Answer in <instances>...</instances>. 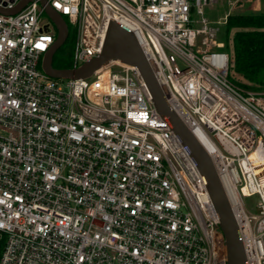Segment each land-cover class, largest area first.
Masks as SVG:
<instances>
[{
    "label": "built area",
    "instance_id": "1",
    "mask_svg": "<svg viewBox=\"0 0 264 264\" xmlns=\"http://www.w3.org/2000/svg\"><path fill=\"white\" fill-rule=\"evenodd\" d=\"M217 1L46 4L76 27L74 67L102 52L112 20L134 32L171 105L211 145L196 134L248 263L264 264V91L230 80L220 28L204 16ZM43 14L41 0L0 11V264H228L204 178L139 69L113 61L88 78L51 77L41 64L58 31ZM240 14L264 13L231 12L216 23ZM253 195L250 215L243 198Z\"/></svg>",
    "mask_w": 264,
    "mask_h": 264
},
{
    "label": "water",
    "instance_id": "2",
    "mask_svg": "<svg viewBox=\"0 0 264 264\" xmlns=\"http://www.w3.org/2000/svg\"><path fill=\"white\" fill-rule=\"evenodd\" d=\"M27 1L29 0H21L13 9L0 8V11L17 12ZM41 2L46 5V14L55 24L58 31L57 38L52 47L43 55L42 69L54 78L84 79L92 76L96 70L113 61L136 66L144 78L158 112L168 121L171 129L175 132L204 178L220 218V227L226 238L228 264H249L242 242L240 227L223 189L220 177L213 165L211 156L195 132L169 102L134 32L117 21L112 20L109 25L104 48L100 54L77 67L58 68L54 66V56L58 48L67 40L69 26L60 13L51 5L46 4V0H41Z\"/></svg>",
    "mask_w": 264,
    "mask_h": 264
},
{
    "label": "trees",
    "instance_id": "3",
    "mask_svg": "<svg viewBox=\"0 0 264 264\" xmlns=\"http://www.w3.org/2000/svg\"><path fill=\"white\" fill-rule=\"evenodd\" d=\"M70 26L69 23V36L71 37ZM226 34L232 38V46L228 51L230 67L233 66L248 82L235 84L246 90L264 91V14L230 15L227 19ZM54 66L71 68L74 64L73 62H57L54 59ZM4 246L5 237L0 240V258Z\"/></svg>",
    "mask_w": 264,
    "mask_h": 264
},
{
    "label": "rangeland",
    "instance_id": "4",
    "mask_svg": "<svg viewBox=\"0 0 264 264\" xmlns=\"http://www.w3.org/2000/svg\"><path fill=\"white\" fill-rule=\"evenodd\" d=\"M235 0H232L231 5L228 0H218L215 4L212 6L205 7V13L204 16L208 19L215 22V25L220 28L217 36V42L224 45V49H227L229 51V47L232 46V38L228 37L226 34V28L227 25L224 24H217L216 22L218 20H222L228 13L234 12H259L264 13V0H247L242 6L236 7V4H234ZM257 6V10L255 9ZM194 18H200V15L194 14ZM66 21L67 18L65 17ZM42 21L44 23L50 22L52 32H56V26L50 19V17L47 14L42 15ZM70 29L72 31V36H68L65 43L58 48L55 54V60L57 62L62 63H69L73 62L74 64V57L71 56V53L74 52L75 45H76V34L77 30L76 27L73 25L70 26ZM218 48V47H217ZM216 48V49H217ZM230 80L237 84H246L248 83L247 80L244 78L243 75H241L238 71L234 69L233 66L230 67ZM259 198L258 195L253 196H246L243 198L245 210L248 214H254L257 213V202ZM4 237V234L2 231H0V240Z\"/></svg>",
    "mask_w": 264,
    "mask_h": 264
},
{
    "label": "bare ground",
    "instance_id": "5",
    "mask_svg": "<svg viewBox=\"0 0 264 264\" xmlns=\"http://www.w3.org/2000/svg\"><path fill=\"white\" fill-rule=\"evenodd\" d=\"M177 111H179V110H177ZM179 113H180V115L183 117V118H185L186 116H185V114L181 111H179ZM196 134L203 140V142L205 143V145L208 147V148H210L211 147V145L208 143V139L206 140V137H205V135L199 130V129H197V131H196ZM257 173H264V166H262L259 170H257Z\"/></svg>",
    "mask_w": 264,
    "mask_h": 264
},
{
    "label": "flooded vegetation",
    "instance_id": "6",
    "mask_svg": "<svg viewBox=\"0 0 264 264\" xmlns=\"http://www.w3.org/2000/svg\"><path fill=\"white\" fill-rule=\"evenodd\" d=\"M54 59H55V57H54Z\"/></svg>",
    "mask_w": 264,
    "mask_h": 264
}]
</instances>
